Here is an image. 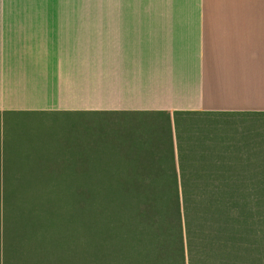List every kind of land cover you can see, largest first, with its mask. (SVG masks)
<instances>
[{
  "label": "crops",
  "instance_id": "1",
  "mask_svg": "<svg viewBox=\"0 0 264 264\" xmlns=\"http://www.w3.org/2000/svg\"><path fill=\"white\" fill-rule=\"evenodd\" d=\"M97 1L0 15V114L264 116V0Z\"/></svg>",
  "mask_w": 264,
  "mask_h": 264
},
{
  "label": "rangeland",
  "instance_id": "2",
  "mask_svg": "<svg viewBox=\"0 0 264 264\" xmlns=\"http://www.w3.org/2000/svg\"><path fill=\"white\" fill-rule=\"evenodd\" d=\"M97 10V0H0V15ZM173 145L178 162L236 194L242 263L264 264V116L162 113L0 114V263L7 227L15 264H92L82 165L102 181L126 175L120 157H173Z\"/></svg>",
  "mask_w": 264,
  "mask_h": 264
},
{
  "label": "trees",
  "instance_id": "3",
  "mask_svg": "<svg viewBox=\"0 0 264 264\" xmlns=\"http://www.w3.org/2000/svg\"><path fill=\"white\" fill-rule=\"evenodd\" d=\"M173 147V157H120L126 175L102 181L83 174L82 165L80 176L87 180L78 195L92 217V264H243L240 230L230 227L241 224L242 213L229 207L238 205L236 194L220 183L218 193L205 174L189 170L183 157L176 160ZM4 208L6 218L7 199ZM9 239L5 227L2 264H15L17 248Z\"/></svg>",
  "mask_w": 264,
  "mask_h": 264
}]
</instances>
